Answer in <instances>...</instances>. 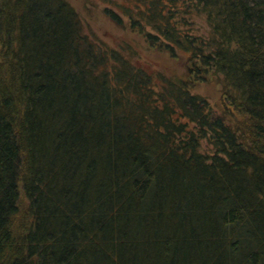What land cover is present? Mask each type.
I'll use <instances>...</instances> for the list:
<instances>
[{
	"label": "trees",
	"instance_id": "16d2710c",
	"mask_svg": "<svg viewBox=\"0 0 264 264\" xmlns=\"http://www.w3.org/2000/svg\"><path fill=\"white\" fill-rule=\"evenodd\" d=\"M86 1L180 70L0 0V264H264V0Z\"/></svg>",
	"mask_w": 264,
	"mask_h": 264
},
{
	"label": "rangeland",
	"instance_id": "374dc122",
	"mask_svg": "<svg viewBox=\"0 0 264 264\" xmlns=\"http://www.w3.org/2000/svg\"><path fill=\"white\" fill-rule=\"evenodd\" d=\"M71 4L76 8L79 14L88 21L90 28L94 30L99 38L106 40L107 42L113 43L115 40L127 41L130 43H135L139 48V53H141V60L147 61L150 65L157 68H170L175 69V71L180 70V65L177 61L170 60L163 55H157L154 52L146 51L143 44V40L134 34L121 30L112 24L109 19L99 10V8L88 9V3L86 0H69ZM197 26L200 33L203 35L208 34V27L203 19L197 21ZM165 70L166 69H160ZM220 85L208 84L202 85L198 89V92L206 97H208L212 102H215L219 97Z\"/></svg>",
	"mask_w": 264,
	"mask_h": 264
}]
</instances>
